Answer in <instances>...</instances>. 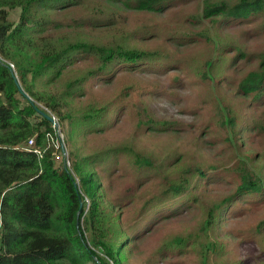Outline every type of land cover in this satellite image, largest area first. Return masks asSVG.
I'll return each mask as SVG.
<instances>
[{
  "label": "trees",
  "instance_id": "obj_1",
  "mask_svg": "<svg viewBox=\"0 0 264 264\" xmlns=\"http://www.w3.org/2000/svg\"><path fill=\"white\" fill-rule=\"evenodd\" d=\"M177 1L129 0L128 6L151 13L170 10L175 19L171 25L174 30L167 34L169 41L174 42L182 30L195 36L193 40L199 48L188 53L191 61L196 59L195 68L191 64L187 72L198 77L199 87H230L232 82L239 92L251 95L258 107H264V51L256 53L261 58L257 68L242 72L236 69L235 63L247 52L231 40H216L224 28L235 22L242 24L241 30H246L250 24L256 25L253 28L264 35V0H201L199 12L191 9L194 15H189V9L176 10ZM171 7L175 11L169 9ZM18 9L19 20L14 23L10 16ZM120 20L121 14L113 5L107 7V3L101 5L98 0H0V264H124L129 258L128 247L132 238L125 232V236H118L116 228L119 225L122 229L121 218L114 216L111 221L102 208L100 180L103 176L96 171L97 164L101 163L102 174L112 178L114 159L117 163L125 159L136 170L151 173V179L159 178L166 164L145 152L135 151L131 146H111L102 153L84 157L73 156L70 151V156L74 157L73 169L80 179L79 186L68 169L57 167L52 149H47L46 134L54 129L40 108L43 105L63 117L67 105L64 98L85 94L86 84L91 79H112L122 69L167 62L161 61L163 52L138 51L135 46L140 30H127L126 21L117 30ZM198 26L201 29H197ZM207 30L212 34H207ZM88 32L93 36L95 33L114 34L110 38L111 44L101 45L83 40ZM162 44L169 46L166 41ZM202 58L209 59L203 69H198V60ZM91 60L101 61L100 67L83 70L82 63ZM184 66L187 68L186 63ZM42 81L54 84L57 90H37L36 84ZM19 85L28 96L20 91ZM225 106L222 105V109L228 114L229 109ZM87 111L86 122L88 126H94L89 134L113 130L114 110L110 111V107L93 103ZM119 115L120 112H115V119ZM136 118L140 120L137 128L144 134L170 130L172 125L170 121L155 116L142 119L136 114L132 117ZM225 118L228 125L233 122L229 115ZM76 124L71 121L72 127ZM32 138L36 140L35 147L43 151L42 159L34 152L22 149ZM176 160L169 164L168 173L162 177V191L143 202L139 213L143 214L141 219L149 216L152 221V215H158L163 207L180 204L172 213L175 214L186 212L195 203H205L200 195L194 197L193 190L200 187L201 180L209 177V171L192 166L179 177L174 176L170 172ZM241 164L248 166L246 161H239L234 166L235 172ZM239 175L241 183L233 194L222 197L213 206L207 201L201 232L176 235L165 244V251L186 254V247L198 244L194 249L204 253L206 247L200 243V235L209 239L207 246L212 249L228 245L220 242L217 233V224L224 215L243 197L248 198L255 208L264 206V179L248 168ZM196 176L201 179L193 183ZM81 192L90 200L87 212ZM120 206L126 204L117 207ZM112 224L114 241L111 240ZM245 229L240 233V244L264 249V219L247 225ZM217 235L220 244L216 243ZM234 254L233 249L226 259L213 261L204 257L203 262H195H245L246 258L234 259ZM245 254L249 256L247 247Z\"/></svg>",
  "mask_w": 264,
  "mask_h": 264
},
{
  "label": "rangeland",
  "instance_id": "obj_2",
  "mask_svg": "<svg viewBox=\"0 0 264 264\" xmlns=\"http://www.w3.org/2000/svg\"><path fill=\"white\" fill-rule=\"evenodd\" d=\"M98 1L101 5L107 3V7L113 5L121 14L119 24L116 23L117 30L121 29L125 21L127 30L132 28L140 30L135 46L138 51L163 52L161 61L168 62L136 69H122L112 79H91L86 84L85 94L76 98H64L67 105L63 117L52 112L60 121L61 135L65 137L67 152L71 151L73 156L99 154L111 146L114 148L131 146L135 151L145 152L156 161H164L166 164L161 169V176L153 179L151 173L136 170L125 159L120 163L114 159L112 178L102 174L101 163L97 164L96 171L103 176L100 180L102 208L111 217V221L114 216L121 218L123 230L117 226L118 236H125L123 234L125 232L132 238L128 247L129 258L124 264H198L195 261L203 262L204 257L213 261L226 259L228 252L233 249L234 259L246 258L241 264H264V249L240 244V233L246 231L245 227L264 219V206L255 208L246 197L239 200L228 214L224 215L221 223L217 224V233L222 240L220 242L222 244L227 242L228 245L212 249L207 246L209 239L200 235V243L206 247L204 253L194 249L198 244L186 247V254L164 250L165 244L176 235L201 232L207 201L209 200L210 206H213L222 197L233 194L241 183L239 174L243 170L246 168L253 170L264 179V107H258L251 95L239 92L236 86H232V82L230 87L220 86L214 89L197 85L198 77L195 74L190 75L187 70L191 64L195 68L196 61V59L191 61L188 53L199 46L193 40L195 36L187 30L178 33L174 42L167 39V34L174 30L171 25L175 16L170 15V10L164 13H151L134 10V7L128 6L129 0ZM201 7V0H178L175 4L176 10L189 9V15H194L192 8L199 12ZM169 9L175 11L174 7ZM19 16L20 9L14 10L10 19L17 23ZM241 26V23L236 22L227 26L216 40L217 42L231 40L247 52L246 56L238 58L235 63L236 69L246 72L257 68L260 62L261 58L256 53L264 51V35L253 28L256 25L250 24L246 30H241ZM196 28L201 29L199 26ZM113 34L95 33V37L92 32H88L82 39L101 45L111 44L110 38ZM207 34L212 32L207 30ZM97 37L102 39L99 40ZM200 39L207 42L205 38ZM163 41L169 46L162 44ZM163 45L171 52L165 51ZM164 53L169 55L166 56ZM208 59H199L198 69H203ZM184 63L187 64V68ZM82 65L83 70L98 69L101 61H85ZM155 66L158 67L152 69ZM36 89L42 92L57 90L54 84H47L45 81L37 83ZM93 103L110 107V111L114 110L113 130L107 133L104 131L88 133L94 127L88 126L86 122L87 110ZM222 105L229 109L228 114L222 109ZM115 112H120L117 119ZM136 114L142 119H146L148 115L165 119L172 125L170 130L144 134L137 128L140 120L132 119ZM226 115L233 119L230 125L226 123ZM71 121L77 122L75 127H72ZM58 154L60 155L59 152ZM175 160L176 165L170 172L174 176L179 177L192 166L209 171V177L201 180L200 187L193 190L194 197L200 195L205 203L202 205L195 203L186 212L175 214L172 213L180 204L163 207L158 215H152V221L148 219L149 216L141 219L143 214L139 213L143 202L149 196L155 197L162 191V177L168 173L169 164ZM239 161H246L248 166L241 164L239 170L235 172L234 166ZM55 163L57 167L65 168L61 161L55 159ZM198 179L201 177H193V183ZM124 204L125 207H117ZM110 229L111 240L114 241L113 224ZM220 242L218 236L216 243ZM246 247L249 256L245 254Z\"/></svg>",
  "mask_w": 264,
  "mask_h": 264
},
{
  "label": "built area",
  "instance_id": "obj_3",
  "mask_svg": "<svg viewBox=\"0 0 264 264\" xmlns=\"http://www.w3.org/2000/svg\"><path fill=\"white\" fill-rule=\"evenodd\" d=\"M10 67L15 70V66L13 64L10 65ZM40 108L42 111H44L52 120V126L54 131L49 132L46 134L47 137V149H52V155L57 161H61L66 169L69 170L71 175L75 178L77 184L80 186V179L78 175L75 173L73 166H72V157L70 156V152L68 153V149L66 146L65 137L61 135V125L60 121H58L56 115L52 113L53 111L49 109L48 107L40 105ZM62 142V143H61ZM36 140L34 138L30 139L26 145L22 147V149L34 152L39 159L43 158V151L40 148H36ZM60 153V155L58 154ZM85 199L86 204V212L89 211L90 208V200L89 198L81 192Z\"/></svg>",
  "mask_w": 264,
  "mask_h": 264
},
{
  "label": "water",
  "instance_id": "obj_4",
  "mask_svg": "<svg viewBox=\"0 0 264 264\" xmlns=\"http://www.w3.org/2000/svg\"><path fill=\"white\" fill-rule=\"evenodd\" d=\"M16 82L19 83L18 80H16ZM19 88H20V91H21L23 94H25V93L23 92V90H22V88H21L20 85H19ZM44 116H45L48 120H50V121L52 120L48 115H44ZM82 207H83V206H81L80 211L82 210Z\"/></svg>",
  "mask_w": 264,
  "mask_h": 264
},
{
  "label": "clouds",
  "instance_id": "obj_5",
  "mask_svg": "<svg viewBox=\"0 0 264 264\" xmlns=\"http://www.w3.org/2000/svg\"><path fill=\"white\" fill-rule=\"evenodd\" d=\"M44 112V111H43ZM43 115H47L45 112H44V114ZM70 152V151H69Z\"/></svg>",
  "mask_w": 264,
  "mask_h": 264
}]
</instances>
